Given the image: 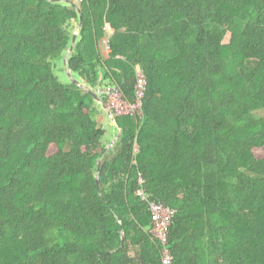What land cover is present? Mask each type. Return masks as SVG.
I'll use <instances>...</instances> for the list:
<instances>
[{
    "label": "trees",
    "instance_id": "16d2710c",
    "mask_svg": "<svg viewBox=\"0 0 264 264\" xmlns=\"http://www.w3.org/2000/svg\"><path fill=\"white\" fill-rule=\"evenodd\" d=\"M67 1L0 0V264H163L139 176L173 264H264V0ZM76 30L105 104L148 80L109 151Z\"/></svg>",
    "mask_w": 264,
    "mask_h": 264
},
{
    "label": "built area",
    "instance_id": "2783aa9c",
    "mask_svg": "<svg viewBox=\"0 0 264 264\" xmlns=\"http://www.w3.org/2000/svg\"><path fill=\"white\" fill-rule=\"evenodd\" d=\"M147 87L148 80L146 74L142 70H140V72H137V83L134 101H129L124 95V93L118 88L110 87L107 88L105 91L109 99L108 107L113 111L115 116H144L143 106ZM136 150L139 151V148L137 147ZM138 182L140 188L137 191V195L141 198L142 201L148 202L152 217L153 226L150 232L156 239L159 240V242L163 246V264H173V257L170 250L167 248V244L169 237V229L172 225L174 216L177 215V210L170 206H165L158 201H153L144 187L145 181L142 176H139Z\"/></svg>",
    "mask_w": 264,
    "mask_h": 264
},
{
    "label": "crops",
    "instance_id": "0c3cea01",
    "mask_svg": "<svg viewBox=\"0 0 264 264\" xmlns=\"http://www.w3.org/2000/svg\"><path fill=\"white\" fill-rule=\"evenodd\" d=\"M105 47V50H107L105 51V53L108 54L110 52V49L106 44ZM100 121L104 128L107 130L105 138V140L107 141V146L109 145V148L107 150H112L122 136V129L118 126L117 119H114L111 115H105L104 118H102V120Z\"/></svg>",
    "mask_w": 264,
    "mask_h": 264
},
{
    "label": "water",
    "instance_id": "95a60500",
    "mask_svg": "<svg viewBox=\"0 0 264 264\" xmlns=\"http://www.w3.org/2000/svg\"><path fill=\"white\" fill-rule=\"evenodd\" d=\"M67 2H68V3H71V4H74L73 0H68ZM81 24H82V20H81V22H80V25H81ZM76 38H77V30L74 32V37H73L72 45H71V47H70V49H69V52L67 53V55H66V57H65V62H66V64H67V69H68V75H70V77H71L75 82H77L79 85H81L82 87L88 89L91 93H93V95H95V97H96L97 99L101 100L102 103H103L106 107H108V105L105 104L104 99H103L99 94H97L95 91H93L90 87H88V86L85 85L84 83H81V82L77 81V80L73 77V75H72V73H71V68H70V65H69V63H68V56H69L70 52L73 50V48H74ZM108 109H109V112L112 114V117L115 119L116 117H115L113 111H112L109 107H108ZM108 148H109V145L106 146L105 150H107ZM98 164H99V167H100V166H101V159L98 160ZM97 183H98V186L100 187V176H99V174L97 175ZM123 240H124V236H123Z\"/></svg>",
    "mask_w": 264,
    "mask_h": 264
},
{
    "label": "rangeland",
    "instance_id": "374dc122",
    "mask_svg": "<svg viewBox=\"0 0 264 264\" xmlns=\"http://www.w3.org/2000/svg\"><path fill=\"white\" fill-rule=\"evenodd\" d=\"M229 34H227L226 35V37H225V39H224V42L225 43H227L228 41H229ZM106 49V47H105V45H102V50L104 51V55L106 56L107 54L105 53V51H107V50H105ZM139 70V72H140V69H138ZM100 95V94H99ZM98 101H99V103H100V110L102 111V113L99 115V120H102V118H104V116L105 115H111L112 116V114L109 112V109H108V107H105L104 106V104L102 103V101L101 100H99L98 99ZM115 115V114H114ZM254 115L255 116H264V109H260V110H257V111H255L254 112ZM116 117V116H115Z\"/></svg>",
    "mask_w": 264,
    "mask_h": 264
}]
</instances>
